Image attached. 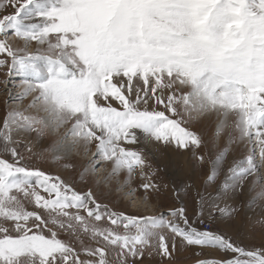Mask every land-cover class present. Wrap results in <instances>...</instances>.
<instances>
[{"label":"snow or ice","instance_id":"6c2138e0","mask_svg":"<svg viewBox=\"0 0 264 264\" xmlns=\"http://www.w3.org/2000/svg\"><path fill=\"white\" fill-rule=\"evenodd\" d=\"M0 57L19 88L0 120V264H264L237 222L246 186L264 200V0H0ZM149 146L190 153L202 183L174 184L167 214L105 203L136 174L167 188Z\"/></svg>","mask_w":264,"mask_h":264},{"label":"rangeland","instance_id":"374dc122","mask_svg":"<svg viewBox=\"0 0 264 264\" xmlns=\"http://www.w3.org/2000/svg\"><path fill=\"white\" fill-rule=\"evenodd\" d=\"M8 11H11V9H8ZM13 82L18 84V78H10L7 74V68H0V120L3 119L8 107L7 90H11L13 92L19 91L18 86H14ZM28 102V99H26L25 101H23V103L18 105L14 104L13 106L24 108L27 106ZM194 127L197 131H203L205 133V138H208L213 134L215 119L212 118L210 120L196 123ZM46 142L47 141H45V143ZM221 143H223V141H221ZM148 152L149 159L153 167L159 168V171L155 178L156 181L162 186L167 185V188L162 187L160 193H156L151 190L145 193L144 190L140 189L139 187L142 183V179L139 174H136L132 180L131 187L137 190L134 194L129 195H136L141 199L142 202L144 201L143 203L145 205L143 207L135 209V207L133 206V201L131 203V200H127L125 198V194H122L124 191H127L129 193L130 189L128 187H125L123 188L124 190L121 189L117 191L115 183L111 185L112 191L110 192V194L102 197L105 203L109 204L111 207L117 210L126 211L129 214L158 215L161 212L167 214V208L173 202L171 194L174 184L179 185L182 182L188 181L189 179H191L197 186L202 183L203 175L199 166H197L196 162L191 158L190 153L176 152L171 148H161L159 151H153L150 146L148 148ZM87 158L88 157H84L83 159ZM38 166L50 171L53 170V166L50 164H38ZM104 169H106V172L108 173V171H110V166ZM261 171L264 172V169H262ZM99 172L97 173L96 179L103 181V179L99 176ZM65 175H67V173H65ZM106 175L107 174H105L104 176ZM121 180L123 181V176L121 177ZM77 187L81 190H86V185L78 184ZM100 190L102 192H107V189L104 187L103 183H101ZM254 195L255 193L249 191V187L246 186L244 194L238 198L240 208H244V211L247 215V217H243V220H249L250 229H252L253 226L260 225V223L264 222V200L258 201L257 204L252 207L247 206V202ZM146 196L148 197L147 202H145L144 199ZM191 205L192 201L191 199H189V206ZM210 254H213L212 251L208 253V255ZM184 255L185 254H180L179 256H177L174 264H189V260L183 258ZM152 264H158V261H153Z\"/></svg>","mask_w":264,"mask_h":264},{"label":"crops","instance_id":"0c3cea01","mask_svg":"<svg viewBox=\"0 0 264 264\" xmlns=\"http://www.w3.org/2000/svg\"><path fill=\"white\" fill-rule=\"evenodd\" d=\"M244 210V208H241L240 214L237 218L238 223L242 222L246 226V230L240 234L239 240L246 248L260 247L261 245H264V222L260 223V225L251 226L253 230L250 229L249 220H243V217H247ZM212 253L213 254H210L209 256H224L223 253L218 251H212ZM228 255L231 254L229 253Z\"/></svg>","mask_w":264,"mask_h":264},{"label":"bare ground","instance_id":"6f19581e","mask_svg":"<svg viewBox=\"0 0 264 264\" xmlns=\"http://www.w3.org/2000/svg\"><path fill=\"white\" fill-rule=\"evenodd\" d=\"M13 42H15V41H13ZM105 174H107L106 169H101L99 172V176L103 179L105 177L104 176ZM122 190H124V189H122ZM122 194H125V198L127 200H131V203L133 201V206L135 207V209L143 207L145 205L143 203L144 201L142 202L141 199L139 197H137L136 195L130 196L127 191H124Z\"/></svg>","mask_w":264,"mask_h":264}]
</instances>
